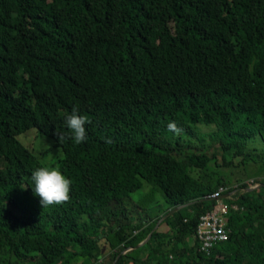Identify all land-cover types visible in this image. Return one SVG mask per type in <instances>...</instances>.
<instances>
[{
  "label": "trees",
  "instance_id": "16d2710c",
  "mask_svg": "<svg viewBox=\"0 0 264 264\" xmlns=\"http://www.w3.org/2000/svg\"><path fill=\"white\" fill-rule=\"evenodd\" d=\"M73 109L88 118L81 144ZM32 131L53 142L42 157L62 153L65 202L33 193ZM257 143L264 0H0V264H264ZM222 186L240 210L207 254L197 231Z\"/></svg>",
  "mask_w": 264,
  "mask_h": 264
},
{
  "label": "clouds",
  "instance_id": "9594fccd",
  "mask_svg": "<svg viewBox=\"0 0 264 264\" xmlns=\"http://www.w3.org/2000/svg\"><path fill=\"white\" fill-rule=\"evenodd\" d=\"M86 123L88 118L80 115L76 109H73L66 117V127L70 130L76 144L87 140ZM167 129L177 135L182 131L175 121H169ZM30 179L33 193L39 198L43 207L60 204L70 198L72 181L58 167L48 165L36 167L31 172Z\"/></svg>",
  "mask_w": 264,
  "mask_h": 264
},
{
  "label": "built area",
  "instance_id": "2783aa9c",
  "mask_svg": "<svg viewBox=\"0 0 264 264\" xmlns=\"http://www.w3.org/2000/svg\"><path fill=\"white\" fill-rule=\"evenodd\" d=\"M258 187L259 185L255 188ZM238 193V191H232L230 186H222L217 193L209 196V198L216 200L218 204L212 211L205 214L200 222L197 231L200 251L210 254L219 243L226 242L229 239L228 217L233 209L240 210L239 206L231 204V202L236 201ZM223 195L228 196V198H222Z\"/></svg>",
  "mask_w": 264,
  "mask_h": 264
},
{
  "label": "rangeland",
  "instance_id": "374dc122",
  "mask_svg": "<svg viewBox=\"0 0 264 264\" xmlns=\"http://www.w3.org/2000/svg\"><path fill=\"white\" fill-rule=\"evenodd\" d=\"M200 128H206L205 126H200ZM209 132V131H206ZM23 139L20 141L22 145L24 146L23 148L25 150H33L35 152V155L37 157H41L40 160L44 165H48L51 167H58L59 168V161L62 159V153L60 151H51L47 156H43V153L45 154L47 151H49L53 145V142L50 141L49 139H46L44 137H41L37 132L32 131L26 136L22 137ZM25 138V139H24ZM34 139V143H32ZM254 149L260 151L261 149L264 148V145L261 143H257L253 146ZM241 178V177H238ZM150 192L149 185L147 183L144 184V186L138 190L137 192H134L132 194L133 199L137 200L140 197H143L147 195ZM162 196L161 194H159ZM158 196L156 197L155 201L151 204V207L153 209V212L157 213V210L160 209H165L168 207L166 201L161 199V197ZM141 210V209H140ZM143 214V210H142ZM112 218V222L109 221V218ZM119 219V218H118ZM102 220L104 223L112 226V225H117L121 223L120 221H117L112 215H101L97 217V221ZM23 261L28 262L29 260L27 258H23Z\"/></svg>",
  "mask_w": 264,
  "mask_h": 264
},
{
  "label": "water",
  "instance_id": "95a60500",
  "mask_svg": "<svg viewBox=\"0 0 264 264\" xmlns=\"http://www.w3.org/2000/svg\"><path fill=\"white\" fill-rule=\"evenodd\" d=\"M256 189H257V188H251V189H249L248 191H249V192H253V191L256 190ZM222 198L227 199L228 196L223 195ZM191 204H192V203H191ZM185 206H188V205H182V206H179V207L173 209L168 215H171V214H173L174 212L181 210V209L184 208ZM163 220H164V219H162V220L159 222L157 228L161 225V223L163 222ZM150 237H151V235H150ZM150 237H149V238H150ZM149 238H148L143 244H145V243L149 240ZM143 244L139 245L138 247L142 246ZM130 250H131V248L125 250L123 253H127V252L130 251ZM115 264H116V263H115Z\"/></svg>",
  "mask_w": 264,
  "mask_h": 264
}]
</instances>
